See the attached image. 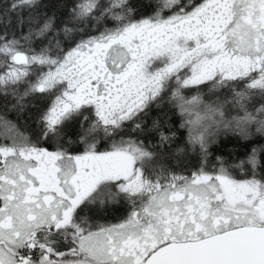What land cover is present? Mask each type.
<instances>
[{
	"label": "snow or ice",
	"instance_id": "obj_1",
	"mask_svg": "<svg viewBox=\"0 0 264 264\" xmlns=\"http://www.w3.org/2000/svg\"><path fill=\"white\" fill-rule=\"evenodd\" d=\"M61 7L0 3V95L51 97L36 141L0 116V264H264V0ZM165 103L187 131L172 154L195 153L192 169L167 165V119L145 127ZM228 135L261 142L210 160Z\"/></svg>",
	"mask_w": 264,
	"mask_h": 264
},
{
	"label": "trees",
	"instance_id": "obj_2",
	"mask_svg": "<svg viewBox=\"0 0 264 264\" xmlns=\"http://www.w3.org/2000/svg\"><path fill=\"white\" fill-rule=\"evenodd\" d=\"M6 0H0V3H5ZM47 10L49 13L56 12L59 15L63 9L61 7L64 0H44ZM131 3L137 9V16L150 15L153 13L158 0H131ZM23 91V88L20 90ZM188 94H192L191 92ZM50 101L44 96L35 95L28 96L23 101V107H20L18 101L12 95L3 96L0 95V116H3L5 119L11 121L16 125L19 132L27 135L32 140H37L40 133V125L38 123V117L48 106ZM165 114L167 116L165 117ZM160 117L161 119H167L168 125L166 126V131H171L176 134V138L173 141L171 147L168 149L169 158L166 163L170 167L174 165V169L181 170L184 168L192 169L197 163L198 159L195 153L187 152L182 154L177 158L172 153L177 144L183 145L187 136L186 129L181 127V117L177 114L176 110L173 109L169 104L165 103L162 108H157L152 106L148 112V115L144 117L145 127L150 128L152 120ZM78 118L77 121H74L69 125L67 132L70 136L74 138L75 133L79 131V123L81 120ZM91 119V117H90ZM125 135L139 136L141 140H144L146 143L152 144L157 140L155 133H149L145 131L144 133L132 132L129 128ZM259 138H255L252 142H242L238 137L228 135L221 136L218 138L217 143H213L209 151L211 153L210 160L214 159L217 156H224L225 158L236 159L243 158L248 151V149L253 145L260 143ZM108 141L102 140L99 147L103 149L107 145ZM44 146L51 147V144L48 142L42 143Z\"/></svg>",
	"mask_w": 264,
	"mask_h": 264
},
{
	"label": "flooded vegetation",
	"instance_id": "obj_3",
	"mask_svg": "<svg viewBox=\"0 0 264 264\" xmlns=\"http://www.w3.org/2000/svg\"><path fill=\"white\" fill-rule=\"evenodd\" d=\"M174 168V165L170 166ZM127 212V206L124 204H118L114 206H109V211L104 214V218L101 222H116L118 219L122 218Z\"/></svg>",
	"mask_w": 264,
	"mask_h": 264
},
{
	"label": "rangeland",
	"instance_id": "obj_4",
	"mask_svg": "<svg viewBox=\"0 0 264 264\" xmlns=\"http://www.w3.org/2000/svg\"><path fill=\"white\" fill-rule=\"evenodd\" d=\"M189 93H190V92H189ZM44 97H45V96H44ZM45 98L48 99L49 101L51 100V97H45ZM205 99H207V97H205ZM33 141H36V140L33 139ZM105 141H106V140H105ZM40 142H41V144H42V143H44L45 141L41 140Z\"/></svg>",
	"mask_w": 264,
	"mask_h": 264
}]
</instances>
